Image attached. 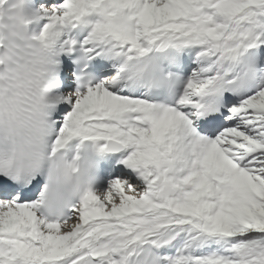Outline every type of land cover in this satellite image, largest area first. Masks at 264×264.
<instances>
[{
    "label": "snow or ice",
    "instance_id": "1",
    "mask_svg": "<svg viewBox=\"0 0 264 264\" xmlns=\"http://www.w3.org/2000/svg\"><path fill=\"white\" fill-rule=\"evenodd\" d=\"M12 7L22 23L0 39V86L33 109L43 60L56 70L61 53H79L76 88L54 97L71 110L49 122L52 151L94 141L102 153H123L130 171L57 216L37 197L0 199V264H264V0ZM41 16L48 22L29 32ZM185 50L191 70L174 72L169 98L128 71L161 51L174 64ZM95 57L110 66L97 64L94 76L85 69ZM9 192L0 182V194Z\"/></svg>",
    "mask_w": 264,
    "mask_h": 264
},
{
    "label": "clouds",
    "instance_id": "2",
    "mask_svg": "<svg viewBox=\"0 0 264 264\" xmlns=\"http://www.w3.org/2000/svg\"><path fill=\"white\" fill-rule=\"evenodd\" d=\"M14 2L7 0L0 9V28L8 29L7 34L0 33V39L18 34L15 29L22 20L12 7ZM171 55L166 51L155 53L130 65L128 71L152 91L162 92L169 98L179 85L175 73L166 69L172 64ZM51 61V57L43 60L47 66L40 69V79L36 82L37 104L33 109H20L15 94L6 85L0 86V173L28 181L43 172L38 202L47 214L57 216L93 188L97 158L103 153L94 141L84 139H77L74 145L69 140L52 151L49 109L55 104L56 95H49V90L55 86L56 70L50 66Z\"/></svg>",
    "mask_w": 264,
    "mask_h": 264
},
{
    "label": "bare ground",
    "instance_id": "3",
    "mask_svg": "<svg viewBox=\"0 0 264 264\" xmlns=\"http://www.w3.org/2000/svg\"><path fill=\"white\" fill-rule=\"evenodd\" d=\"M59 3H60L59 1L47 0L46 3H44L43 5L40 3L39 6H43L44 8H48V7H51V6H55V5L59 4ZM45 23H47V22H45ZM45 23H43V24H45ZM43 24H42V26H43ZM42 26H41V27H42ZM41 27H40L39 29H41ZM70 110H71V108H70ZM65 113H66V112H65ZM63 114H64V113H63ZM194 126H195V124H194ZM211 134H212V133H210V134H203V135H208V136H210ZM122 173H124V171L120 170L118 176H119L120 178H122V179H127V177L124 176V175H122ZM107 187H108V181L105 183L104 188H101V189H99L98 191H103V190L106 189ZM11 198H12V197H11ZM11 198H9V199H11ZM0 199H7V198H6V197H0Z\"/></svg>",
    "mask_w": 264,
    "mask_h": 264
}]
</instances>
